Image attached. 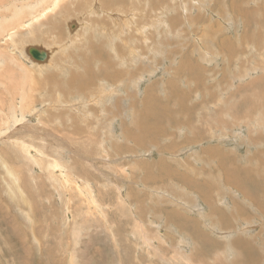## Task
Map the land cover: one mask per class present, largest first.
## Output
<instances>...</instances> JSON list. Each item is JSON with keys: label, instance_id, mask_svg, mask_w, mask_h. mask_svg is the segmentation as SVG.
Segmentation results:
<instances>
[{"label": "rangeland", "instance_id": "374dc122", "mask_svg": "<svg viewBox=\"0 0 264 264\" xmlns=\"http://www.w3.org/2000/svg\"><path fill=\"white\" fill-rule=\"evenodd\" d=\"M34 14L0 36V264H264V0Z\"/></svg>", "mask_w": 264, "mask_h": 264}, {"label": "bare ground", "instance_id": "6f19581e", "mask_svg": "<svg viewBox=\"0 0 264 264\" xmlns=\"http://www.w3.org/2000/svg\"><path fill=\"white\" fill-rule=\"evenodd\" d=\"M13 1V0H12ZM21 1V0H20ZM29 1V0H28ZM49 0H34V1H31L30 0V2H29V4H27V5H22L21 7H17L16 5H13L12 6V9L10 10V16L9 17H7L6 16V13H4L3 14V18L2 19H0V36L1 35H3L5 32H8V33H13L16 29H18V28H24V27H26V26H28L30 23L32 24L33 22L31 21V19L29 18V16H33V15H36V14H34V12H36V10H37V7L38 6H45L46 4H47V2H48ZM16 3V2H15ZM25 3V2H24ZM17 4V3H16ZM22 4V3H21ZM54 4H55V2H54ZM59 4V3H58ZM52 6V5H51ZM54 6V5H53ZM52 6V7H53ZM4 7V6H3ZM0 8H2V7H0ZM8 8V7H7ZM6 8V9H7ZM39 8H41V7H39ZM57 8V7H56ZM55 8V9H56ZM10 9V8H9ZM53 9H54V7H53ZM8 10V9H7ZM47 10V9H46ZM52 10V9H51ZM2 12V11H1ZM46 12H48V11H45L44 13L45 14H43V15H46ZM162 12V11H161ZM8 13V14H9ZM189 13V12H188ZM27 14H28V16H27ZM163 14V13H162ZM39 15V14H38ZM38 15H36L32 20H36V19H38V18H36ZM42 15V14H41ZM173 15V14H172ZM40 17V16H39ZM43 17V16H42ZM42 17L41 18H39V19H41L42 20ZM142 17V16H141ZM26 19H29V20H27V22H24ZM37 21V20H36ZM38 22V21H37ZM232 23V22H231ZM7 25V26H6ZM35 25V24H34ZM30 26V25H29ZM229 26V25H228ZM105 31V30H104ZM115 35V34H114ZM116 36V35H115ZM114 37V36H113ZM112 37V38H113ZM183 39V38H182ZM109 51H111V50H109ZM28 52H29V50H28ZM46 52V51H45ZM47 53V52H46ZM47 55H48V53H47ZM257 55V54H256ZM226 59V58H225ZM104 60H106V59H104ZM247 60V59H246ZM75 61V60H74ZM77 61V60H76ZM248 62V61H247ZM87 63V62H86ZM85 64V63H84ZM251 64V63H250ZM81 65H83V63L81 64ZM92 66V65H91ZM85 72H90L91 73V69L89 68V67H86V69H85ZM247 73H249V72H247ZM246 73V74H247ZM92 77H93V75H92ZM240 78V77H239ZM249 78V77H248ZM15 82V81H14ZM16 83V82H15ZM83 85L85 84V83H82ZM241 84V83H240ZM262 93V92H261ZM252 97V96H251ZM126 130V129H125ZM131 130V129H130ZM228 161V160H227ZM225 163H227V162H225ZM252 165V164H251ZM242 166V165H241ZM55 167V166H54ZM238 167V166H237ZM234 168V167H233ZM242 168V167H241ZM240 168V169H241ZM238 169V168H237ZM247 169V168H246ZM233 171V170H232ZM8 172H10V171H8ZM243 172V171H242ZM234 177V176H233ZM237 178V177H236ZM230 182L232 181V177H231V180L230 179H228ZM235 180V179H234ZM227 181V180H226ZM251 181H253V180H251ZM250 181V182H251ZM235 182V181H234ZM234 182H233V184H234ZM226 183H228V182H226ZM236 183V182H235ZM245 183V182H244ZM244 183H242L243 184V186H245L244 185ZM241 184V185H242ZM262 184V183H261ZM228 185V184H227ZM257 186H258V184H257ZM229 187V186H228ZM240 187V186H239ZM246 187V186H245ZM200 188H202V187H200ZM243 188V187H242ZM250 188V187H249ZM249 188H248V190H249ZM260 188V187H259ZM198 189V188H197ZM246 189V188H245ZM196 190V189H195ZM248 190L246 191V193L248 192ZM255 190V189H254ZM257 190V189H256ZM260 190H262V189H260ZM250 191L251 190H249V192H248V195H249V193H250ZM259 191V190H258ZM263 191V190H262ZM253 192V191H252ZM215 193V192H214ZM261 193H263V192H261ZM260 193V194H261ZM213 194V193H212ZM264 194V193H263ZM258 195V194H257ZM253 196V195H252ZM220 197V196H219ZM231 197V196H230ZM211 198V197H210ZM256 198V197H255ZM260 198H262V197H260ZM207 199V198H206ZM264 199V198H263ZM260 202H261V200H260ZM264 202V201H263ZM263 202H261L262 203V205H263ZM256 203V202H255ZM239 205V204H238ZM261 205V204H260ZM239 208V207H238ZM240 209H242V208H240ZM243 210H244V208H243ZM168 214V213H167ZM251 214V213H250ZM243 215V214H242ZM249 216V215H248ZM166 218V217H165ZM221 218V217H220ZM251 220V219H250ZM168 221V220H167ZM170 221V220H169ZM259 221V220H258ZM252 223H254V222H252ZM250 224V223H249ZM258 230V229H257ZM83 232V231H82ZM241 237V236H240ZM116 239V238H115ZM246 240V239H245ZM257 241V240H256ZM249 245V244H248ZM261 249V248H260ZM237 250V249H236ZM246 252V251H245ZM250 252V251H249ZM252 254V253H251ZM248 256V255H247ZM245 258V257H244ZM251 258V257H250ZM189 259V258H188ZM204 260V259H203ZM249 263V262H248ZM252 264V263H251Z\"/></svg>", "mask_w": 264, "mask_h": 264}, {"label": "water", "instance_id": "95a60500", "mask_svg": "<svg viewBox=\"0 0 264 264\" xmlns=\"http://www.w3.org/2000/svg\"><path fill=\"white\" fill-rule=\"evenodd\" d=\"M29 54L31 57L37 61H44L47 59L48 55L45 51L39 50L37 48H29Z\"/></svg>", "mask_w": 264, "mask_h": 264}]
</instances>
